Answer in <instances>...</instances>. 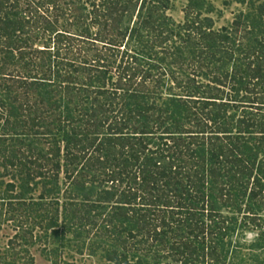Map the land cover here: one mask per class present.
<instances>
[{"label": "trees", "instance_id": "1", "mask_svg": "<svg viewBox=\"0 0 264 264\" xmlns=\"http://www.w3.org/2000/svg\"><path fill=\"white\" fill-rule=\"evenodd\" d=\"M173 1L0 0V264H264V1Z\"/></svg>", "mask_w": 264, "mask_h": 264}, {"label": "rangeland", "instance_id": "2", "mask_svg": "<svg viewBox=\"0 0 264 264\" xmlns=\"http://www.w3.org/2000/svg\"><path fill=\"white\" fill-rule=\"evenodd\" d=\"M213 7V12L208 14L212 16L216 23V28H220L225 25H230L240 11H246L250 3H262L264 0H207ZM242 1H246L242 3ZM174 7L169 11V14L177 22L184 20L185 6L187 0H174ZM16 223H5L0 231V241L3 247L8 243V240L17 232L15 228ZM253 236V235H250ZM33 248L32 254L35 256V264H54V262L48 259L45 254ZM69 261H75L76 264H109L100 256H91L89 251H85L84 255L77 254L76 252H70L67 256Z\"/></svg>", "mask_w": 264, "mask_h": 264}]
</instances>
